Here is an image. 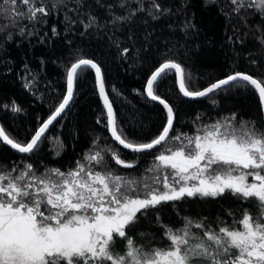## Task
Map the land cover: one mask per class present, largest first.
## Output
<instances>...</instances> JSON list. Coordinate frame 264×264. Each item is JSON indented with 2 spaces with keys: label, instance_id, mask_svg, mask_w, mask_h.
<instances>
[{
  "label": "snow or ice",
  "instance_id": "obj_1",
  "mask_svg": "<svg viewBox=\"0 0 264 264\" xmlns=\"http://www.w3.org/2000/svg\"><path fill=\"white\" fill-rule=\"evenodd\" d=\"M208 2L215 4L216 0ZM229 2L237 14L248 10L264 14V0ZM62 3L63 0H57L52 7ZM95 3L104 7L101 0ZM131 3L136 7H129L126 15L109 11L112 24L130 23L138 13L145 12L143 0H119L117 6L123 9ZM19 5L24 6L23 10ZM168 11L157 0H150L147 6V15L153 20ZM0 14L15 24L22 17L34 21L49 16L50 10L43 0H0ZM97 19L90 14L80 23L89 29L97 24ZM5 28L0 24V30ZM128 51L124 49L123 54ZM85 69L95 72L94 83L106 110V116L102 112L103 119L98 118L97 123L106 120L112 140L135 154L156 149L168 141L175 143L167 144L146 169L149 175L140 178L119 174L109 166L114 161L122 168H134L140 158L126 161L118 149L110 146L106 149L110 153L108 160L101 151L90 150L84 163L77 161L67 171L48 168L39 172L28 162L7 170L0 165V264H264V123L257 126L251 121L237 122L233 113L197 127L194 134L170 136L175 110L159 95L160 87L173 73L183 97L198 99L248 89L258 94L264 109V78L235 72L193 90L191 76L181 64L165 59L147 78L144 92L147 100L163 106L166 122L149 141H137L119 124L101 67L93 59L81 57L66 67V94L31 139L18 141L0 127L3 145L20 154H33L42 138L47 139L49 126L62 118L74 101L76 82L86 78ZM25 87L31 84L26 83ZM212 103H216L214 98ZM10 108L12 112L21 111L15 102ZM226 194L249 205L241 209L240 218L231 225L218 219L213 228L203 219L190 217H184L179 226L162 225L157 212L156 221L167 243L153 247L138 242L137 235L145 238L147 234L138 232L136 225L149 209L185 198L216 199Z\"/></svg>",
  "mask_w": 264,
  "mask_h": 264
},
{
  "label": "trees",
  "instance_id": "obj_2",
  "mask_svg": "<svg viewBox=\"0 0 264 264\" xmlns=\"http://www.w3.org/2000/svg\"><path fill=\"white\" fill-rule=\"evenodd\" d=\"M43 2L48 5L50 15L34 21L22 17L10 24L8 18L0 14V24L6 25L0 30V105H9L7 108L0 106V127L18 141L30 140L50 111L61 102L66 94V67L81 57L93 59L101 67L119 124L137 141H149L166 122V111L147 100L144 92L147 78L165 59L181 64L191 76L193 90L235 72L264 78V43H261L264 40L261 16L264 14L251 10L237 14L229 0H216L215 4L208 0H157L169 10L158 20L147 15L150 0H143L145 12L138 13L130 23L115 25L111 23L109 11L126 15L129 7H136L135 3L121 9L117 6L119 0H101L104 7L98 6L95 0H79V3L63 0L55 8L52 5L57 0ZM19 7L23 10L24 6ZM90 14L98 18L97 24L85 29L80 21H86ZM124 49L129 50L127 54H123ZM84 75L86 78L76 82L74 101L45 133L47 139L42 138L43 142L33 154L14 152L0 142L3 170L23 167L22 162H28L39 172L48 168L67 171L74 168L77 161L84 163V156L90 150L101 151L108 160L110 153L106 149L110 146L118 149L126 161L140 157L130 169L111 161L109 166L117 173L133 178L149 175L146 169L155 162L154 157L167 144L175 142L168 141L142 154L120 148L111 139L105 127L106 120L97 123L98 118L103 119L102 112L106 116V110L92 71L85 69ZM26 83L31 87H25ZM159 95L175 110L174 130L170 136L194 134L197 127L233 113L237 122L251 121L257 126L264 123L254 90L233 89L191 101L179 93L175 77L169 73ZM13 102L21 108L20 112L11 111ZM248 207L229 194L216 199L185 198L162 204L158 209H149L147 215L140 218L136 230L147 236L137 235L136 238L153 247L167 243L156 221L157 212L162 225L179 226L184 217H190L203 219L215 228L218 219L231 225L234 219L240 218L241 209Z\"/></svg>",
  "mask_w": 264,
  "mask_h": 264
},
{
  "label": "water",
  "instance_id": "obj_3",
  "mask_svg": "<svg viewBox=\"0 0 264 264\" xmlns=\"http://www.w3.org/2000/svg\"><path fill=\"white\" fill-rule=\"evenodd\" d=\"M91 71H92V73H93V75H94V78H95V72H94V70H91ZM173 71H174V70H173ZM177 87H178V84H177ZM145 88H146V87H145ZM97 90H98V87H97ZM178 90H179V89H178ZM145 94H146V93H145ZM181 95H182V94H181ZM182 96H183V95H182ZM184 98L187 99V100H191V101H197V100L202 99V98H198V99H190V98H186V97H184ZM154 102L157 103V104H159L158 101H154ZM159 105H160V104H159ZM161 106H162V105H161ZM162 107H163V106H162ZM66 110H67V109H66ZM66 110H65V112H66ZM261 110H262V115H263V119H264V109L261 108ZM63 115H64V113L62 114V116H63ZM59 119H60V118H58L57 121H58ZM55 122H56V121H55ZM55 122H54V123H55ZM54 123H53V124H54ZM51 127H52V125L49 126V129H50ZM49 129H48V130H49ZM48 130H47V131H48ZM47 131H46V132H47ZM108 131H109V130H108ZM109 135H110V132H109ZM110 137H111V136H110ZM113 141H114V140H113ZM0 142L2 143V141H0ZM114 142H115V141H114ZM2 144H3V143H2ZM115 144L118 145L120 148H122V146H120L117 142H115ZM5 146H6L8 149H10V150L16 152L15 150L11 149L10 146H7V145H5ZM158 147H159V146H158ZM158 147H157V148H158ZM157 148H156V149H157ZM122 149H123V148H122ZM124 150H126V151H128V152H131V151L128 150V149H124ZM154 150H155V149H152V150H149V151H154ZM149 151H146V152H149ZM17 153H18V152H17Z\"/></svg>",
  "mask_w": 264,
  "mask_h": 264
}]
</instances>
